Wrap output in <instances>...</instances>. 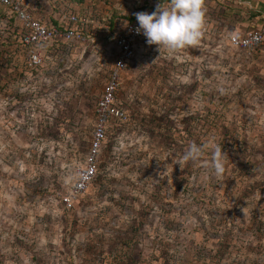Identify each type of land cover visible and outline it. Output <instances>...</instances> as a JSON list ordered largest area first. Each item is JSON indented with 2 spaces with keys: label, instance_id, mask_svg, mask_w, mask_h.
<instances>
[{
  "label": "rangeland",
  "instance_id": "1",
  "mask_svg": "<svg viewBox=\"0 0 264 264\" xmlns=\"http://www.w3.org/2000/svg\"><path fill=\"white\" fill-rule=\"evenodd\" d=\"M25 1L52 24L70 11L87 26L27 71L0 6V264H264V42L232 48L206 27L196 48L140 45L115 91L124 119L67 208L111 67L108 32L130 1ZM193 142L204 155L181 170ZM213 143L228 156L220 177Z\"/></svg>",
  "mask_w": 264,
  "mask_h": 264
},
{
  "label": "built area",
  "instance_id": "2",
  "mask_svg": "<svg viewBox=\"0 0 264 264\" xmlns=\"http://www.w3.org/2000/svg\"><path fill=\"white\" fill-rule=\"evenodd\" d=\"M161 3L166 4V1ZM157 4L159 3L151 5L141 0H131L129 5L131 9L120 29H113L110 34L108 32L112 51L111 67L94 105V123L83 163L76 170L67 195L62 198L67 208L71 206L72 199L84 191L94 178L96 157L105 140L110 123L124 119L123 111L117 107L115 91L119 86L121 73L129 63H132L138 47L147 42L142 32L137 34L135 31L139 27L135 14L138 12L151 14L155 11ZM0 6L7 10L17 27L15 41L27 71L35 70L42 64L41 50L45 45L58 39L60 41L80 39L82 28L87 26V20L83 16L72 14L70 11L63 16L64 25L42 22L26 7L25 0H0ZM109 22L111 21H107V27L110 25ZM226 40L232 48L255 51L264 42V20L254 29L229 34Z\"/></svg>",
  "mask_w": 264,
  "mask_h": 264
},
{
  "label": "clouds",
  "instance_id": "3",
  "mask_svg": "<svg viewBox=\"0 0 264 264\" xmlns=\"http://www.w3.org/2000/svg\"><path fill=\"white\" fill-rule=\"evenodd\" d=\"M206 0H168L167 4L159 3L151 14H135L139 27L135 30L147 38L149 45L176 53L186 48L199 46L206 30ZM224 89H221L223 92ZM210 167L217 177L223 175L225 162L228 159L220 143L211 145ZM204 155V146L195 142L176 160L183 170L189 162H198Z\"/></svg>",
  "mask_w": 264,
  "mask_h": 264
},
{
  "label": "crops",
  "instance_id": "4",
  "mask_svg": "<svg viewBox=\"0 0 264 264\" xmlns=\"http://www.w3.org/2000/svg\"><path fill=\"white\" fill-rule=\"evenodd\" d=\"M101 1L103 4L105 3V0ZM120 1L122 0H119V2ZM25 3L26 7L34 16L42 22L50 23L48 20L42 19L41 16L34 11L32 5L28 4L26 1ZM128 4L129 3H127V5ZM206 8V18L212 17L213 19L206 22V27L209 28V31L212 28L213 32H215L213 35L219 38L225 35L242 33L254 29L264 20V0H206ZM106 9L109 8L105 6V11ZM225 19H230L231 21L227 24ZM260 53L264 57V45L261 47Z\"/></svg>",
  "mask_w": 264,
  "mask_h": 264
},
{
  "label": "trees",
  "instance_id": "5",
  "mask_svg": "<svg viewBox=\"0 0 264 264\" xmlns=\"http://www.w3.org/2000/svg\"><path fill=\"white\" fill-rule=\"evenodd\" d=\"M168 2V1H167ZM110 23V22H109Z\"/></svg>",
  "mask_w": 264,
  "mask_h": 264
}]
</instances>
